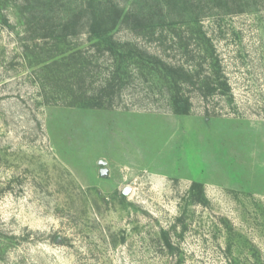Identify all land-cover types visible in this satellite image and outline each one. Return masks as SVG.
Wrapping results in <instances>:
<instances>
[{"label":"rangeland","instance_id":"rangeland-1","mask_svg":"<svg viewBox=\"0 0 264 264\" xmlns=\"http://www.w3.org/2000/svg\"><path fill=\"white\" fill-rule=\"evenodd\" d=\"M103 1L0 0V264H264V0ZM116 10L123 53L191 77L187 114L147 61L72 104L107 89L85 23Z\"/></svg>","mask_w":264,"mask_h":264},{"label":"trees","instance_id":"trees-1","mask_svg":"<svg viewBox=\"0 0 264 264\" xmlns=\"http://www.w3.org/2000/svg\"><path fill=\"white\" fill-rule=\"evenodd\" d=\"M90 2H92V0H89V3H87V6L89 7L92 4ZM98 2L101 4V1ZM103 2L110 3V0H104ZM121 17L122 15H120V13L116 10L114 15L108 14V16H106L104 12L101 15L93 14L86 21L85 26L87 27L89 40L93 41L94 46H96L98 50L108 52L110 59H112L114 63V66L109 77V81L107 82V89L102 88L100 92L101 94L99 95L75 97L72 99V104L79 107H103L106 104V94L112 96L115 87L119 88L118 90H121L126 85V72L123 70L124 65H122V63L131 61V63L135 64L138 63V61H147L151 64V70L157 67V69L163 75L162 77L165 80L167 90L170 94V103L172 105L173 111L177 114H187L190 108V103L187 98L179 95L178 90L180 84L192 82L191 77L186 73H181L175 68L166 65L160 60H157V66L155 67V61L150 60V57L145 59V57H143L141 54H138L137 52L127 54L123 53V45L111 39V31L116 29L120 22H122L123 19L120 20ZM70 23L71 21H69L68 24L65 23L64 29L70 28ZM57 37L61 38L59 35ZM214 60V63L211 65L212 70L214 71H212L211 75L215 78L214 80H208L207 78L208 81H204V84H202V86H204L207 90L206 95L212 94L216 90H220V92L224 94L228 88L227 82L225 80H220L219 64H217V59ZM166 243L171 247L168 240Z\"/></svg>","mask_w":264,"mask_h":264},{"label":"water","instance_id":"water-1","mask_svg":"<svg viewBox=\"0 0 264 264\" xmlns=\"http://www.w3.org/2000/svg\"><path fill=\"white\" fill-rule=\"evenodd\" d=\"M105 164V161L104 160H100L99 161V165H104ZM107 172H108V169L106 168V167H102L101 169H100V175L101 176H106L107 175ZM129 193V187H125L124 189H123V194H128Z\"/></svg>","mask_w":264,"mask_h":264}]
</instances>
